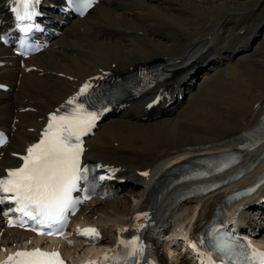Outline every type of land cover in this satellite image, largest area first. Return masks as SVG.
Masks as SVG:
<instances>
[{"label":"bare ground","instance_id":"6f19581e","mask_svg":"<svg viewBox=\"0 0 264 264\" xmlns=\"http://www.w3.org/2000/svg\"><path fill=\"white\" fill-rule=\"evenodd\" d=\"M155 60L164 61L172 75L171 96L185 97L150 119L144 106L153 95L102 120L87 140L85 158L116 167L132 181L128 193L94 199L88 206L96 210L85 214V207L78 218L116 234L135 209L149 204L169 172L226 149L241 148L250 168L231 186L263 173L264 0H100L85 17L69 21L49 47L24 60L29 70L0 49V81L11 85L10 93L0 92V124L8 127L15 119L0 173L21 163L46 114L92 75L126 73ZM197 64L202 71L187 78ZM181 155L186 156L177 161ZM227 189L174 207L172 222L198 231ZM252 203L250 197L246 209ZM1 227L0 222V252L29 237ZM177 264L190 262L183 257Z\"/></svg>","mask_w":264,"mask_h":264},{"label":"snow or ice","instance_id":"6c2138e0","mask_svg":"<svg viewBox=\"0 0 264 264\" xmlns=\"http://www.w3.org/2000/svg\"><path fill=\"white\" fill-rule=\"evenodd\" d=\"M24 9L23 14L18 15L20 21L30 20L33 13L28 11L32 3L38 0H17ZM91 3L86 2L85 8ZM19 13L20 9H16ZM27 31V28L24 29ZM90 85L85 84L77 94L67 101L68 105H75L68 113L63 115L52 114L46 130L39 143L30 146L27 154L22 156L23 165L17 169L7 170V176L0 178V204L11 201L16 207L4 213H20L19 221L8 220L10 227H24L23 217L35 221L39 225H48V232H40V235H63L62 227L68 214L74 212L77 206L91 198L90 191H94V183L89 181L90 169L81 166V156L84 151L81 137L90 132L98 119L94 111H87L84 103H77L79 96H84ZM7 138L0 134V145L6 144ZM115 171V170H112ZM147 175V173H143ZM111 177L100 176V180ZM81 182L84 187L81 188ZM82 191V199L74 198L72 193ZM52 225H60L55 232ZM35 230V229H33ZM78 233L90 239L99 238V232L95 228L77 229ZM124 231V229H121ZM125 247L129 243L121 241ZM131 251L125 254L123 264H128V257L142 254L143 248L137 241L130 242ZM195 247V245H193ZM249 247L250 244H249ZM215 251L226 254L231 259V246L219 242H213ZM253 256L258 258L259 264H264V252L253 249ZM3 264H64L60 254L56 251L45 252L40 248L31 251H17L9 255ZM88 264H120L112 255L105 254L100 261H89ZM208 264H213L211 256ZM239 264V262H235ZM256 264V261H252Z\"/></svg>","mask_w":264,"mask_h":264},{"label":"rangeland","instance_id":"374dc122","mask_svg":"<svg viewBox=\"0 0 264 264\" xmlns=\"http://www.w3.org/2000/svg\"><path fill=\"white\" fill-rule=\"evenodd\" d=\"M124 192L128 193L129 191L125 190Z\"/></svg>","mask_w":264,"mask_h":264}]
</instances>
